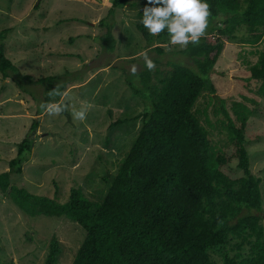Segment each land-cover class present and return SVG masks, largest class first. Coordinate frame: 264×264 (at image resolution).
I'll return each instance as SVG.
<instances>
[{
    "label": "rangeland",
    "instance_id": "rangeland-1",
    "mask_svg": "<svg viewBox=\"0 0 264 264\" xmlns=\"http://www.w3.org/2000/svg\"><path fill=\"white\" fill-rule=\"evenodd\" d=\"M146 2L130 0L110 15L113 0H0V33L9 30L3 42L6 56L18 68V74L10 72L7 79L0 73V173L10 171L9 162L25 138L34 140L23 173H12L11 185L62 204L73 188L93 202L104 200L108 182L142 125L145 105L126 82L131 76L138 83L137 75L146 68L138 53L147 50L154 70L166 72L171 64L181 63L198 71V59L186 51L187 46L170 45L169 37L161 40L160 34L152 43L143 38L137 25ZM109 31L115 39L114 50L104 40ZM225 45L212 75L216 92L203 94L195 111L210 135V152L230 156L234 146L227 130L229 117H234V104L256 98L262 85L250 79V68L264 52V39L252 46L241 34ZM25 76L33 82L24 80ZM46 77L55 78L61 90L58 100L48 94L47 84L37 82ZM47 105H58L62 111L49 112ZM81 110L85 119L74 118L73 113ZM125 117L134 120L109 130L110 123ZM35 119L39 127L30 134ZM246 134L250 170L261 181L264 228V96L248 121ZM257 135L258 139L249 140ZM223 171L231 178L242 176L237 159ZM85 236L82 227L66 218L24 214L0 191V264H45L54 238L61 246L56 264H72ZM246 251L235 242L230 245L233 258ZM211 257L223 264L221 256L211 253Z\"/></svg>",
    "mask_w": 264,
    "mask_h": 264
},
{
    "label": "trees",
    "instance_id": "trees-1",
    "mask_svg": "<svg viewBox=\"0 0 264 264\" xmlns=\"http://www.w3.org/2000/svg\"><path fill=\"white\" fill-rule=\"evenodd\" d=\"M207 2L211 14L206 33L186 50L198 59V71L173 63L166 72L145 68L137 75L138 83L131 76L126 78L145 111L139 133L114 179L108 182L101 203L87 199L76 188L62 204L11 185V174L23 173V164L34 147L29 137L18 145L16 157L9 162L10 171L0 173V191L24 214L66 218L82 227L86 236L72 264H216L211 253L221 256L223 264H264L261 181L251 173L245 145L248 121L264 96V52L250 68V79L262 83L256 98L234 104V117L227 116L233 154L210 152V135L195 111L203 94L216 92L212 75L225 41L237 40L241 34L252 46L263 41L264 0ZM128 4L130 0H113L109 14ZM137 29L147 42L156 39L142 24ZM8 31L0 33V73L4 79L10 72L18 74L6 56L3 42ZM167 37L166 32L158 36L161 40ZM104 40L109 50H114L110 31ZM23 79L33 82L30 76ZM54 81V77L37 80L47 84L48 94L58 100L56 92L61 94V90ZM45 102H50L48 96ZM108 113L112 117L111 111ZM131 120L125 117L112 122L109 130ZM38 127L35 119L30 134ZM233 159L238 161L241 177L231 178L223 171ZM232 242L247 251L231 257ZM60 255V243L54 238L45 264H56Z\"/></svg>",
    "mask_w": 264,
    "mask_h": 264
},
{
    "label": "clouds",
    "instance_id": "clouds-1",
    "mask_svg": "<svg viewBox=\"0 0 264 264\" xmlns=\"http://www.w3.org/2000/svg\"><path fill=\"white\" fill-rule=\"evenodd\" d=\"M210 9L207 0H147L139 23L147 29L149 35L156 36L166 32L170 45L186 47L189 43L198 44L206 33L209 24ZM143 57L148 70L155 67L147 50L138 53ZM136 73V67L131 69ZM56 95H60L56 92ZM42 108L45 105H41ZM49 112H60L58 105H47ZM74 118L85 119L83 110L74 112Z\"/></svg>",
    "mask_w": 264,
    "mask_h": 264
}]
</instances>
